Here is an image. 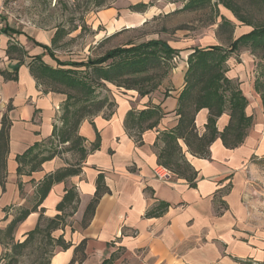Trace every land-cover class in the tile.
I'll use <instances>...</instances> for the list:
<instances>
[{
	"label": "crops",
	"instance_id": "0c3cea01",
	"mask_svg": "<svg viewBox=\"0 0 264 264\" xmlns=\"http://www.w3.org/2000/svg\"><path fill=\"white\" fill-rule=\"evenodd\" d=\"M152 1L116 0L112 6L92 12L90 19L96 27L104 25L109 30L140 26L151 19L148 14ZM168 1L169 9L178 8L174 12L181 11L187 2ZM4 2L0 0V130L3 119H8L10 140L7 178L4 185L0 182V230L7 229L21 208L34 206L39 198V185L47 175L73 162L69 158L71 152L57 155L33 171L29 163L21 165L17 161L35 144L51 138L56 125L61 126L67 96L42 83L32 73L30 64L39 57L44 64L57 68L53 64L56 60L45 47L55 53L54 38L63 27L37 25L25 19L18 23L11 18L13 11L5 8ZM139 4L148 7L143 11L129 8ZM164 42L178 50L165 90L168 96L163 92L141 95L136 90H115L110 97L115 103L110 117V111L103 110L81 123L79 133L85 138V147L90 150L98 135L100 146L87 154L80 174L55 182L39 206L47 217H55L62 212L58 205L68 189L76 188L80 197L78 208L68 216L65 227L53 232L55 239L62 238L69 246H56L50 264H70L75 257L74 264H120L125 258L131 264H248L263 260V245L248 234L243 224V196L249 185V173L254 169V161L264 157L263 97L251 82L253 61L249 57L237 61L232 58L233 53L226 62L227 77L238 84L248 101L245 111L251 122L243 144L228 148L219 137L211 146L210 157L202 158L191 154L181 142L188 161L198 173L195 185L176 175L159 179L155 169L163 166L158 155L164 146L159 135L178 123L176 110L185 87L188 57L195 48L211 46ZM10 46L20 47L22 52L10 56ZM55 58L59 59L56 53ZM3 72L9 76L16 74L6 77ZM155 105H160L166 114L157 127L142 133L139 143L126 128L128 113ZM208 116L207 108L197 114L201 133ZM229 119L227 110L217 122L220 132ZM19 166L23 168L21 173ZM99 179L104 180L108 192L101 198L91 222L83 227L82 220ZM159 203L167 207L158 215L146 216ZM38 220L39 212H32L18 224L14 239L23 241ZM83 242L84 248L76 252ZM7 249L0 238V258Z\"/></svg>",
	"mask_w": 264,
	"mask_h": 264
},
{
	"label": "trees",
	"instance_id": "16d2710c",
	"mask_svg": "<svg viewBox=\"0 0 264 264\" xmlns=\"http://www.w3.org/2000/svg\"><path fill=\"white\" fill-rule=\"evenodd\" d=\"M212 2L213 0H187L181 10L198 9L217 4ZM218 2L224 3L237 16L241 17L234 0H228L229 3L226 0H218ZM147 7L146 4H139L129 8L134 11H143ZM223 25L230 27L231 31L233 30V25L229 20L224 19L221 26ZM67 33L66 30L59 28L54 38L53 47H56L60 39ZM250 43L255 44L256 47L264 45L263 27L254 28L251 32L241 35L234 39L228 47L211 45L195 48L188 57L185 87L178 98L176 110V115L179 117L178 123L172 129L160 132L159 139L164 142V146L159 152L158 160L159 164L170 169L177 177L185 178L191 185H195L198 173L188 161L181 142L194 156L208 158L211 155L212 144L219 137L228 148L240 146L247 137L251 122L245 111L248 101L238 84L227 77L226 62L230 55L237 53L243 45ZM45 48L56 60L58 66L75 68L84 66L90 69L85 76L80 77L77 75L79 72L76 69L53 68L44 64L39 57H35L34 62L30 64L32 73L42 83H46L51 90L66 94L67 99L62 106L61 126H55L53 136L47 141L35 144L23 155L18 156L17 161L21 165L26 162L29 163L33 171L39 168L43 162L57 155L61 156L64 152L73 153L77 159L69 163V166L47 175L39 185V198L34 206L21 208L7 229L0 230V238L5 247L8 248L0 258V262L5 260L4 264H19L20 257L25 250L33 247L39 238L49 241L53 246L62 248L69 246L64 239H55L53 232L64 228L68 216L77 210L80 197L76 188L68 189L64 199L58 205V209L62 212L55 217H47L45 210L39 209V206L55 182L71 175L80 174L82 161L90 151L97 150L100 146V136L98 135L97 140L88 150L85 147V138L79 133L80 125L85 119L98 114L105 108L110 111L108 117L112 115L115 103L109 96L98 94L96 88L106 87L108 83H111L125 87L127 90H137L141 95L150 94L159 87V83L155 82L156 73L158 71H163L165 74L171 72L175 67L172 59L175 54H178V50L160 40H148L139 45L128 44L115 47L105 55L88 58L87 61H62L55 58L52 48ZM14 52L21 53L22 49L17 46H10L8 54L11 56ZM3 74L10 77L15 76L16 73L10 76L5 72ZM60 86L64 89H61ZM165 95L168 96V93ZM204 108L209 110V116L205 131L201 133L197 127L196 117L199 111ZM227 110L230 112L229 123L220 132L217 122ZM165 114L160 105L139 112L131 110L125 125L135 140L141 143L142 133L157 127ZM9 140L10 122L4 118L0 130V182L3 185L7 178ZM22 169L19 166L18 172L21 173ZM106 192L108 189L104 180L99 179L97 191L85 211L82 220L83 227L88 226L91 222L96 208ZM166 207V204L159 203L156 208L149 209L146 216L158 215ZM66 208H70L67 213L65 212ZM32 212H39L36 227L26 233L23 241H16L13 237L14 231L18 224ZM84 244L85 242L81 243L76 248V252L84 248ZM50 259L48 264H50ZM76 260L75 257L70 264H74Z\"/></svg>",
	"mask_w": 264,
	"mask_h": 264
},
{
	"label": "rangeland",
	"instance_id": "374dc122",
	"mask_svg": "<svg viewBox=\"0 0 264 264\" xmlns=\"http://www.w3.org/2000/svg\"><path fill=\"white\" fill-rule=\"evenodd\" d=\"M115 2L116 0H57L56 3L53 0H5L4 6L10 12L13 11L11 18L18 23L25 19L37 25L63 27L68 33L54 47L56 55L62 61H87L88 58L101 57L115 47L139 45L148 40L181 41L187 43V46L198 43L228 47L234 39L243 33L251 32L254 28L263 27L264 31V0H234L242 18L218 1L214 6L174 12L178 8L169 9L168 0L161 2L154 0L149 7L148 15L151 19L145 23L141 22L140 26H124L120 30L114 28L109 30L104 25L96 27L93 19H90V14L99 8L112 6ZM224 19L232 23V31L230 27L221 26ZM244 57H249L253 61L250 69L251 82L255 83V88L264 99V45L259 47L253 43L243 45L232 55L237 61ZM53 64L62 69H76L80 77L85 76L90 69L84 66L76 68L58 66L57 62ZM172 73L173 70L168 74L158 71L155 82L159 83V87L151 93H165ZM60 88L64 89L62 86ZM96 89L98 94L111 97L112 91H123L126 88L108 83L106 87ZM104 110L109 112L108 108ZM261 132L264 138V102ZM69 158L73 161L77 159L73 153H69ZM254 162V169L249 173V185L243 196L245 206L243 224L248 234L263 245V260L250 261L248 264H264V157ZM55 250L56 246L39 238L33 247L25 250L19 264H48ZM4 263L5 260L0 262ZM120 264L131 263L125 258Z\"/></svg>",
	"mask_w": 264,
	"mask_h": 264
},
{
	"label": "built area",
	"instance_id": "2783aa9c",
	"mask_svg": "<svg viewBox=\"0 0 264 264\" xmlns=\"http://www.w3.org/2000/svg\"><path fill=\"white\" fill-rule=\"evenodd\" d=\"M2 120V117L0 115V121ZM155 175L156 177H158L159 179H170L173 177V172L164 167V166H158L156 169H155Z\"/></svg>",
	"mask_w": 264,
	"mask_h": 264
}]
</instances>
